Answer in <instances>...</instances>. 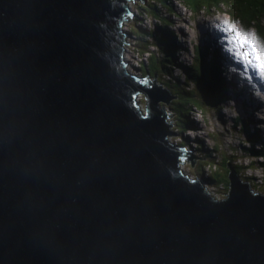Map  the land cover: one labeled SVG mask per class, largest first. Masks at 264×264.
I'll use <instances>...</instances> for the list:
<instances>
[{"label": "water", "instance_id": "95a60500", "mask_svg": "<svg viewBox=\"0 0 264 264\" xmlns=\"http://www.w3.org/2000/svg\"><path fill=\"white\" fill-rule=\"evenodd\" d=\"M129 1L0 0V264H264V197L186 176L126 71Z\"/></svg>", "mask_w": 264, "mask_h": 264}, {"label": "rangeland", "instance_id": "374dc122", "mask_svg": "<svg viewBox=\"0 0 264 264\" xmlns=\"http://www.w3.org/2000/svg\"><path fill=\"white\" fill-rule=\"evenodd\" d=\"M171 0H168L163 9L158 10L159 15L164 16L165 18L172 21L171 27H169L170 30L173 31L175 35V39L177 43L180 45L179 48L183 49V51L178 52V56L182 62L185 64H188L192 56V46L203 48L202 53L207 54V59H210L213 53V48H216L218 50V53L220 59H219V65L221 66V76L223 77V80L221 82H225V94L227 98L223 99L222 105L220 108V114L213 113L210 107H203L204 111L203 114L207 116H201L200 114L196 112H192V119L195 123L196 127L194 129H184L182 132H178L174 130V125H172L175 122V115L174 110H172L170 107L172 105L170 104L171 101L174 98H169L168 102L165 103V112L167 113V120L170 121V125L167 128V131H169V134L167 136L168 141L170 144H172L174 147L178 149H183L185 151V156L180 161L184 174L188 176L189 178H195L196 173H199L200 166L203 164V156L200 155V152L195 149L196 148V142L199 141L202 146H204L206 149H208L209 146L215 147V152L213 153L215 161H219L222 154L225 155V153L228 151V149L234 150L235 154H242V150L238 149L234 145H236L239 141L243 140L242 134L238 131V126L234 128L233 122L237 118H250L253 116V114H249L248 112H253L258 107L262 106L258 111L254 113V118L256 120V127L260 131L261 134H264V90L261 89L263 86H259L257 84H252L253 82L251 78V74L247 72H243L242 69H246L247 67L251 66L256 69L258 72L257 75H260L264 78V74L261 73V70L258 67H255V65L258 63V61L254 58L255 55H259L261 50H264V34L262 33V27L256 28L252 24V26H246L242 24L240 21L237 25V21L235 18H232V14L225 12H212L208 8L204 9V12L198 13L197 10H193L192 15L188 14L189 12L185 10V7L182 5L180 0H173L174 3H176L178 6L176 7L175 4L173 5ZM190 3V5L195 8L194 3L196 0H186ZM226 2L227 0H223ZM233 1V0H232ZM154 6H161L158 2H154ZM147 5L145 0H133L128 2L127 6L131 9L137 10L138 13H143V10L140 9L141 7H145ZM207 7V6H206ZM224 7V6H223ZM233 11L236 13H239L238 6L236 2H233ZM221 8V7H220ZM226 8V7H225ZM175 12L176 14L174 16L168 15V13ZM129 14H132L133 11H129ZM228 13V14H227ZM136 16L140 19V24L145 25L146 22L143 20V18L148 22L151 20V16L147 14L145 15H138L137 12H134ZM132 16V15H131ZM129 16L126 18L128 21L125 23L123 22L122 29L127 32V28L129 27L131 29V32L138 36V34L141 33V31L134 27L132 24L128 25V22L131 18ZM229 22V24L226 25L227 28L232 27L234 29V35H236V32L239 31V27L241 28L240 23L243 25L245 32H240L241 36H253L256 40L257 45V52L252 53L251 47L250 50L247 46H244L243 48H240L238 46L239 42L234 39L235 36L233 34L230 37L229 35H226V28L225 23ZM155 24L154 22H152ZM153 24H150L153 25ZM206 35V36H205ZM216 35V36H215ZM132 36L130 34H127V42L132 41ZM138 38V37H136ZM259 45H258V43ZM233 44V45H232ZM227 47V49H226ZM185 48V49H184ZM210 50V52H209ZM212 50V51H211ZM227 50V51H226ZM249 52V56L247 59L243 57V52ZM239 53V54H238ZM234 54L238 55L235 56ZM145 55V54H142ZM211 55V57H209ZM125 60L128 62V66L126 68V71L129 73L136 72V68H134V59L130 58V53L124 54ZM228 57V59H226ZM237 59V60H231L230 59ZM233 57V58H232ZM241 57V59L239 58ZM129 59V60H128ZM241 62L240 67H230V62ZM248 60H251L252 63L249 64ZM239 62V63H240ZM231 69H234L232 71ZM164 73V72H162ZM173 74L177 75L178 78H182L180 73L178 72L177 68L175 67L173 69ZM172 74V75H173ZM160 75V74H159ZM144 83H149L151 85L153 93L159 97L160 95H165L163 91L161 90L160 83L162 86V83L164 85H167V88L172 92L173 88L168 85V83L164 80L167 79V77L163 78L160 82L156 80V77L153 78V76H143ZM246 79V80H244ZM251 83V86L248 83ZM166 83V84H165ZM158 85V86H157ZM261 87V88H260ZM181 88L185 89L186 86L181 83ZM196 91V90H195ZM198 94V101L200 103H203L204 98L199 94L198 91H196ZM259 99L262 104H259L256 100ZM257 108H256V107ZM208 110V111H206ZM167 121V122H169ZM172 125V126H171ZM171 132V133H170ZM231 146V147H230ZM230 147V148H229ZM204 149V148H203ZM212 153V151L208 152ZM244 154V153H243ZM247 155V154H246ZM254 159L253 156L247 155L241 160H237L236 162L240 164H244L243 162L246 161V159ZM251 164H254L253 160H249ZM213 163V162H212ZM210 163V164H212ZM216 163V162H215ZM217 165V163H216ZM204 171H206V167L203 168ZM259 171V170H256ZM245 183V182H243ZM252 190H258L259 188H251ZM264 193V192H262ZM218 194H215V196ZM264 197V194H263Z\"/></svg>", "mask_w": 264, "mask_h": 264}, {"label": "trees", "instance_id": "16d2710c", "mask_svg": "<svg viewBox=\"0 0 264 264\" xmlns=\"http://www.w3.org/2000/svg\"><path fill=\"white\" fill-rule=\"evenodd\" d=\"M145 1L147 5L145 7L140 6V9L146 14L156 16L158 18V23L151 26L146 25L145 27H140L136 25V23L140 22V19L137 16H132L133 21L130 24L138 28L141 33L138 34V36H135L129 27L127 33L133 35V45L136 43V46L140 48V53L146 52L145 60L140 61V63L135 66V68L138 69L137 73L141 77L145 75L153 76V78L156 77L158 82L162 80V77H167L164 81L173 88V91L171 92L164 83H162V86L160 83L159 86L169 97L174 98L170 103L172 105L170 108L174 110L175 115V122L172 124L174 125V130L182 132L184 129L190 130L196 127L192 119V112H194V109H198L203 114V112H205L203 107L212 106L210 107L212 112L218 113L221 116L220 108L222 101L227 98V96L224 89L226 81L221 82L220 86V81L223 80V77L221 76V66L218 64L220 59L218 50L213 48L214 55H212V57L209 55L211 58L207 59L208 52L202 53L201 51H203V48L192 46L190 62L188 64L182 62L178 56V52L183 51V49L179 48L180 45L177 43L173 31L169 29V27L172 26V21L159 15L158 9L154 6V2L156 1L159 5L161 4V6L157 7L163 9L165 5H167V0ZM180 1L185 5V9L190 12V15H192L191 11L193 10L202 13L206 8H208V10L210 9L212 12L227 11L233 15L231 19L235 18L237 20L235 21L233 19L234 22L240 21L246 26H248V24H253L256 28L262 27L261 30L264 34V0H227L226 2L223 0H196L194 3V9L188 1ZM233 2H236L239 13L234 14L235 12L232 7ZM134 12L138 13L135 8ZM175 14L176 13L173 11L168 13V15L172 16ZM175 67L182 78H178L177 75L173 74V69ZM159 74L162 77H160ZM181 83L186 86L185 89L181 88ZM195 90L204 98L203 103H200L197 100L198 93ZM201 113L199 114L203 116L204 114L202 115ZM166 117L167 113L165 112L164 120L169 121ZM247 124V120L240 118H237L233 122V129L238 126V131L243 135V140L234 145L242 150V154H235L234 150L228 149L225 155L222 154L219 161H215L213 155L216 151L215 147L209 146L208 149H206L199 141L196 142L195 149H197L200 152V155L203 156V164L200 166L199 173H196V176L198 177L195 178L207 185V194L209 196L213 197L215 194L219 195L223 193V185L229 182V164L232 165L236 174L243 181L248 183L251 188H257V180L264 183V177L262 174H254L255 169L259 170V168L256 165L251 164L248 158L243 162V165L236 162L237 160L246 157V154L255 156L254 160L258 162L257 164L260 166L264 174V161L257 157L258 155H264V140H262L255 131L250 132ZM256 141L261 142L258 147H255ZM242 142H249L250 144L246 146ZM210 151H212V153H208ZM204 166L206 167V171L203 170ZM258 190L261 193L255 191L263 195L264 184L259 187Z\"/></svg>", "mask_w": 264, "mask_h": 264}, {"label": "clouds", "instance_id": "9594fccd", "mask_svg": "<svg viewBox=\"0 0 264 264\" xmlns=\"http://www.w3.org/2000/svg\"><path fill=\"white\" fill-rule=\"evenodd\" d=\"M131 1H133V0H131ZM167 2H168V0H167ZM173 5L175 4V6L177 7L178 5L176 4V3H174L173 2V0H171L170 1ZM182 5L185 7V5L182 3ZM155 8L156 9H158V10H160V8L159 7H157V6H155ZM128 11H133V9H131L130 7H128ZM186 10V9H185ZM144 13V12H143ZM175 13V12H174ZM146 16H147V14L146 13H144ZM136 16V14H134V11L132 12V14H129L128 12L125 14V17L126 18H128L129 16ZM189 15H190V12H189V14H188V17H189ZM132 16H131V18H130V20H129V22H128V25L133 21L132 20ZM143 20L146 22V24L145 25H141L139 22L138 23H136V25H138V26H140V27H145L146 25H149L150 26V24H153L152 22H154V23H158V18L156 17V16H151V20H149L148 22L143 18ZM123 21H124V19H123ZM238 23L239 22H237V25H238ZM122 25H123V22H122ZM121 25V26H122ZM128 29V28H127ZM239 31L240 32H243V29L242 28H240L239 27ZM126 32V31H125ZM128 32V31H127ZM125 33V35H127V34H130V33ZM131 35V34H130ZM131 36H133V35H131ZM206 36V35H205ZM126 39V38H125ZM133 40H134V38H133ZM132 43L130 44V42L128 43L127 42V39H126V43L124 44V46H123V53L124 54H127V53H130V58H132V59H134V68H135V66H137L139 63H140V61H144L145 60V55H146V52H143V53H140V48H138L137 46H136V43L133 45V41H131ZM129 45H131V49H130V52H127V51H124V47H126V46H129ZM129 51V50H128ZM149 51H151V50H149ZM134 53H137L136 55L137 56H135V58H134ZM142 54H145L144 55V57L143 58H140V59H138V57H140ZM143 56V55H142ZM137 57V58H136ZM123 58H125V56L123 57ZM129 60V59H128ZM126 61V60H125ZM127 66H128V62L126 61V65H125V67L127 68ZM136 70H138V69H136ZM133 74H135V76L136 77H138V82L139 83H141V84H143L144 83V77H141L138 73H137V71L136 72H132ZM158 86V85H157ZM167 94V93H166ZM168 96V95H167ZM169 97V96H168ZM171 98V97H170ZM262 106H260V107H256L257 109L256 110H254L253 112H248L249 114H253V116H251L250 118H245L244 120H247L248 121V124H247V126L249 127V130H250V132H253V131H255V133H257L258 134V136L262 139V140H264V134H261L260 133V131L257 129V127H256V125H255V123H256V120H255V118H254V113L256 112V111H258L260 108H261ZM264 108H262V110H263ZM194 112H196V113H201L198 109H194L193 110ZM202 114V113H201ZM203 115V114H202ZM240 119H243V118H240ZM243 136V135H242ZM244 145H249L250 143L249 142H242ZM261 144V142L260 141H256L255 142V147H258L259 145ZM238 148V147H237ZM239 149V148H238ZM248 155V154H247ZM252 156V155H251ZM253 157H255V156H253ZM257 157H259V158H264V155H258ZM249 160H253L254 161V164L253 165H256L258 168H259V172H261L262 173V175H263V177H264V174H263V171H262V169L260 168V166L257 164L258 162L257 161H255L254 159H249ZM262 161H264V159H261ZM251 192L253 193V194H259V193H257V192H254L252 189H251ZM260 192V191H259ZM261 193V192H260ZM259 195H261V194H259ZM263 196V195H262Z\"/></svg>", "mask_w": 264, "mask_h": 264}, {"label": "snow or ice", "instance_id": "6c2138e0", "mask_svg": "<svg viewBox=\"0 0 264 264\" xmlns=\"http://www.w3.org/2000/svg\"><path fill=\"white\" fill-rule=\"evenodd\" d=\"M228 31L232 32V31H234V29L232 27H229ZM234 39L239 42V47L240 48H243L245 46V44H248L251 47L252 53H256L257 52V45H256L255 37H253V36H244V37H242L240 32H236V35H235ZM248 56H249V52L246 51V52L243 53V57L245 59H247ZM254 58L258 61V63L255 65V67H258L261 70V73L264 74V50H261L260 54L259 55H255ZM248 63L251 64L252 61L248 60Z\"/></svg>", "mask_w": 264, "mask_h": 264}, {"label": "bare ground", "instance_id": "6f19581e", "mask_svg": "<svg viewBox=\"0 0 264 264\" xmlns=\"http://www.w3.org/2000/svg\"><path fill=\"white\" fill-rule=\"evenodd\" d=\"M130 2V1H129ZM128 13H130L129 11H128ZM124 21H125V23L128 21L127 19H126V17L124 18ZM123 21V22H124ZM227 24H229V22H226L225 23V28H226V35H229V34H233V36H235L234 35V31H232V32H229L228 31V28L226 27V25ZM231 35H229L228 37H230ZM216 36V35H215ZM233 45V44H232ZM238 46H239V44H238ZM245 46H247L248 47V49L250 50V45H248V44H245ZM226 49H227V47H226ZM228 50V49H227ZM226 50V51H227ZM251 51V50H250ZM244 53V52H243ZM233 58V57H232ZM240 59H241V57H239ZM226 59H228V57H226ZM230 59H231V57H230ZM231 60H237V59H231ZM229 61L230 62V67L232 68H234L235 66L236 67H240V68H244L243 66H241V62L240 61H238V62H233V61ZM240 62V63H239ZM125 69H126V67H125ZM232 71H234V69H231ZM243 70V72H247V73H250L251 74V78H252V81L250 80V82H253L252 84H257V85H259V86H263V88H261V89H263L264 90V78L260 75V77H259V75H257V71H256V69L254 68V67H252V65L251 66H249V67H247L246 69L244 68V69H242ZM234 73L236 74V72L234 71ZM244 80H246V79H244ZM245 83H248L250 86H251V83H249V82H245ZM259 104H262L261 103V101H259V99H257L256 100ZM256 107V106H255ZM255 124H257V123H255Z\"/></svg>", "mask_w": 264, "mask_h": 264}, {"label": "built area", "instance_id": "2783aa9c", "mask_svg": "<svg viewBox=\"0 0 264 264\" xmlns=\"http://www.w3.org/2000/svg\"><path fill=\"white\" fill-rule=\"evenodd\" d=\"M138 14V13H137ZM138 15H145L144 13H141V14H138ZM145 17H146V15H145ZM133 37V36H132ZM134 38V37H133ZM133 38H132V41H133ZM132 42H130V44H131ZM132 47H131V45H129V46H126V47H124V51H127V52H130V49H131ZM129 50V51H128ZM137 53H134V58H135V56H137L136 55ZM144 57V55L142 56H140V57H138V59H140V58H143ZM137 58V57H136ZM260 159H264V158H260ZM259 173L260 174H262L261 172H259V171H256V169H255V171H254V174L255 175H259ZM263 176V175H262ZM256 177V176H255ZM258 179V178H257ZM257 182H258V185L256 186L257 188H259V187H261V186H263V184L264 183H262V182H260V181H258L257 180ZM254 192H256L255 190H253ZM258 192H259V190H257ZM264 194V193H263ZM212 195V194H211ZM213 196V195H212Z\"/></svg>", "mask_w": 264, "mask_h": 264}]
</instances>
